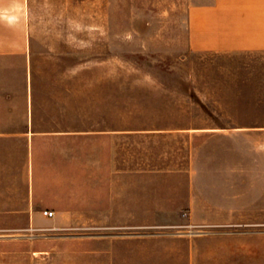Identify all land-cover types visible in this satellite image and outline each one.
Returning <instances> with one entry per match:
<instances>
[{
    "label": "rangeland",
    "instance_id": "374dc122",
    "mask_svg": "<svg viewBox=\"0 0 264 264\" xmlns=\"http://www.w3.org/2000/svg\"><path fill=\"white\" fill-rule=\"evenodd\" d=\"M175 1L28 0L14 24L26 55H0V129L13 132L0 137V264H187L185 240L223 236L162 214L91 215V168L105 158L115 198L129 169L154 202L187 182L164 172L210 155L216 166L217 138L147 131L264 125V52L187 51ZM31 120L41 133L21 132Z\"/></svg>",
    "mask_w": 264,
    "mask_h": 264
},
{
    "label": "crops",
    "instance_id": "0c3cea01",
    "mask_svg": "<svg viewBox=\"0 0 264 264\" xmlns=\"http://www.w3.org/2000/svg\"><path fill=\"white\" fill-rule=\"evenodd\" d=\"M27 6L28 0H0V55H26L27 31L19 30L14 24L23 19L24 13L26 16ZM174 6L184 27L187 51L264 52V0H176ZM3 25L15 32L13 41L3 37ZM29 114L32 118L33 114ZM32 124L31 120L29 129L26 127L21 132L41 133ZM147 132H201L209 138H217L216 166L213 165L214 155H210L207 164L205 161L200 169L191 162L185 170L164 172L163 181L186 175L187 182L177 195L163 192L154 202L140 191V178L144 175H131L129 169L121 173L122 192L115 198L113 168L105 158L91 168L92 217L141 222L162 214L167 220L186 222L193 227L223 229L218 233L223 236L185 240L189 245L187 264H264V125H209ZM11 133L0 129V137ZM243 141L249 145L248 152H243ZM131 176L137 178L132 184L136 189L132 196ZM30 197L32 209L30 207L28 212L32 217L35 214L41 218L39 211L33 210V192ZM49 207L54 205L51 203Z\"/></svg>",
    "mask_w": 264,
    "mask_h": 264
},
{
    "label": "built area",
    "instance_id": "2783aa9c",
    "mask_svg": "<svg viewBox=\"0 0 264 264\" xmlns=\"http://www.w3.org/2000/svg\"><path fill=\"white\" fill-rule=\"evenodd\" d=\"M44 214H45V215H48V216H51V215H52V211L45 210V211H44Z\"/></svg>",
    "mask_w": 264,
    "mask_h": 264
}]
</instances>
